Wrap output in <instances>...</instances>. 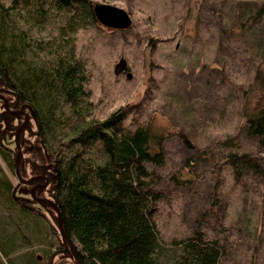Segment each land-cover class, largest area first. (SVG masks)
<instances>
[{"label":"rangeland","instance_id":"1","mask_svg":"<svg viewBox=\"0 0 264 264\" xmlns=\"http://www.w3.org/2000/svg\"><path fill=\"white\" fill-rule=\"evenodd\" d=\"M92 1L123 7L133 19L127 28L97 22L80 29L77 50L89 73L92 118L104 119L124 108L125 127L149 125L165 134V161L148 164L154 172L151 188L163 194L155 210L163 241L169 244L201 225L223 239L228 251L224 264H264V185L235 183L217 145L218 139L233 135L240 150L264 162V149L248 132L243 113L250 107L247 100L253 105L263 91L258 86L249 95L256 70L264 65V34L259 36L264 0ZM27 125L26 138L31 139L36 129L31 115ZM14 132L7 130L3 140L17 149ZM21 145L20 171L25 165L29 177L31 162ZM15 168L0 151V177L7 174L16 193L32 199V184L20 181ZM33 201L58 228L55 208ZM3 211L0 204V218L7 215ZM12 212L17 263L31 251L42 256V249L61 246L60 231L53 234L46 227L42 235L45 228L23 225L22 215L15 208ZM1 248L0 241V264H12ZM54 258L79 264L69 245Z\"/></svg>","mask_w":264,"mask_h":264},{"label":"trees","instance_id":"2","mask_svg":"<svg viewBox=\"0 0 264 264\" xmlns=\"http://www.w3.org/2000/svg\"><path fill=\"white\" fill-rule=\"evenodd\" d=\"M263 12L264 6L259 14ZM97 22L92 0H0V92L12 108H24L36 122L33 137L25 135L21 142L31 175L50 177L37 195L48 192L60 206L64 228L76 243L82 264H224L228 251L223 239L201 225L169 244L162 239L155 210L163 194L151 188L154 172L148 164L165 161V134L155 133L149 125L125 127L124 108L104 119L91 117L89 73L78 54L77 33ZM263 34L261 30L259 36ZM258 86L261 95L253 105L247 100L250 107L243 113L248 132L264 149V65L257 68L249 95ZM22 118L0 113V151L12 167L17 149L3 137L7 130H16ZM217 145L235 183L264 185V162L259 157L240 150L233 135L218 139ZM254 186L258 191L260 185ZM16 189L7 174L0 177V204L7 214L0 218L4 257L12 264H65L54 258L68 249L64 238L59 248L42 249V256L31 251L20 256L19 263L12 258L17 243L10 232L14 208L23 225L42 226V235L46 227L53 234L59 232L34 201Z\"/></svg>","mask_w":264,"mask_h":264},{"label":"water","instance_id":"3","mask_svg":"<svg viewBox=\"0 0 264 264\" xmlns=\"http://www.w3.org/2000/svg\"><path fill=\"white\" fill-rule=\"evenodd\" d=\"M94 11L96 13V16L99 22L103 23L106 26L112 27V28H127L133 22L130 12H128L125 8L112 4V3H103V2L96 3L94 4ZM0 97L4 100V105L7 111L11 113H15L16 111H19V110H14L10 108L8 97L4 93L0 92ZM24 113L26 115L25 121L17 129L15 133L16 134V145H17L16 168H15L16 174L18 178L20 179V181L25 182L27 184H31L35 179H43L42 183L40 184L37 183V184L32 185L31 187V192L33 194L32 199L42 202V203H45V202L49 203L55 208L57 212V221H58L59 231L61 232L62 237L68 242L71 248L72 254L75 256L79 264H82L79 261L78 255L75 250L76 243L69 237V235L67 234L64 228L63 216L61 213L60 206L57 204V202L53 198L48 197V196H39L36 194V190L38 186H41V187L48 186V184L50 183V177L44 174H36V175H31L29 177H26L21 174L20 166H19V158L23 154V151H22V145L20 142V132L22 128L25 127L30 120L29 112L24 111Z\"/></svg>","mask_w":264,"mask_h":264},{"label":"flooded vegetation","instance_id":"4","mask_svg":"<svg viewBox=\"0 0 264 264\" xmlns=\"http://www.w3.org/2000/svg\"><path fill=\"white\" fill-rule=\"evenodd\" d=\"M9 101V100H8ZM9 105H10V103H9ZM10 108H12L11 106H10ZM12 109H14V108H12ZM14 110H19V111H16L15 113H13L14 115H22V116H24V118H22L21 120H22V122L18 125V127H17V129L24 123V121H25V118H26V115H25V113H24V111H27V110H25L24 108L22 109V108H20V107H18V108H15ZM7 110H6V108H5V110L3 111V112H0L1 114H5V112H6ZM28 112V111H27ZM19 119H20V117H16V119H15V123H17L18 124V121H19ZM28 126V125H27ZM26 127V126H25ZM25 127H23L22 128V130H21V132H20V137H22V138H24V136L26 135V129L27 128H25ZM17 129L15 130V132L14 133H16V131H17ZM12 131H14V130H12ZM17 146V145H16ZM37 183H42V180H38V179H35L31 184L33 185V184H37ZM41 186H38L37 187V189L38 188H40Z\"/></svg>","mask_w":264,"mask_h":264}]
</instances>
